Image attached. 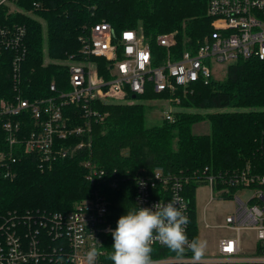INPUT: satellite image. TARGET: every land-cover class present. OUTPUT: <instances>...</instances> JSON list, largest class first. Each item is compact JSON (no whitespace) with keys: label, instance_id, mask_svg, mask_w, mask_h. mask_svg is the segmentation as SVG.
Wrapping results in <instances>:
<instances>
[{"label":"trees","instance_id":"obj_1","mask_svg":"<svg viewBox=\"0 0 264 264\" xmlns=\"http://www.w3.org/2000/svg\"><path fill=\"white\" fill-rule=\"evenodd\" d=\"M16 10H11V5ZM209 0H7L0 4V29L18 26L26 28V57L22 63L20 84L29 99L70 90L68 61L80 58V38L86 29L99 22L108 23L115 32V44L122 31L133 29L145 37L154 53L163 54L157 36L175 33L176 46L172 57L178 60L185 52H194L213 30L208 13ZM44 23V24H43ZM44 26L47 30L45 52ZM120 47V46H118ZM119 56L122 57L119 49ZM12 56H0V100L13 92ZM105 80L112 77L104 59H94ZM167 93L155 92L147 86L144 95L133 102L116 103L96 100L91 109L96 117H85L81 105H69L66 114H75L77 124L91 122V132L72 136L69 144L87 145L51 166L41 168L38 156L20 153L11 163L13 177L0 169V219L28 212L68 214L91 198L95 187L87 180V161L105 170L102 191L107 196L108 222L117 221L127 210L134 209L135 181L150 176L156 170L177 176L181 181L195 180L207 168L209 175L233 173L250 163L264 173V61H238L226 68L223 80L214 77L208 83L198 81L178 88L173 97L179 98L173 120L165 119L157 126H147V106L138 100H168ZM209 122V134L196 135L193 126ZM5 135L0 130V143ZM34 157V158H33ZM46 165V164H45ZM192 236L197 238V220L192 194ZM46 243L56 245L47 234ZM113 237L105 235L106 256L112 252ZM154 261L173 257H192L190 251L177 256L166 246H152ZM44 261L39 264H66ZM184 264V263H169ZM193 264V263H186Z\"/></svg>","mask_w":264,"mask_h":264},{"label":"built area","instance_id":"obj_2","mask_svg":"<svg viewBox=\"0 0 264 264\" xmlns=\"http://www.w3.org/2000/svg\"><path fill=\"white\" fill-rule=\"evenodd\" d=\"M209 16L212 32L194 52H185L178 60L172 57L176 46L175 33L157 36L156 43L163 54L154 53L145 37L138 31L126 29L121 32L118 44L116 34L105 22L90 25L87 35L80 38V58L70 57V90L57 92L55 84L50 86L51 95L45 98L29 99L24 96L20 84L22 63L26 57V28L0 29V56H12L13 94L0 100V130L5 135L0 143V169L6 177H13L11 163L16 155L38 156L41 168L53 165L67 158L87 143L82 141L65 147L72 136L91 132V122L77 124L75 114H66L67 107L79 104L83 115L96 117L90 105L96 100L116 103L133 102V96L144 95L151 84L157 93H167V102L179 104L173 97L178 88L214 77V65L229 66L240 60L264 61V0H209ZM120 46V47H118ZM119 49L122 57L119 56ZM94 59L106 61L105 71L112 77L105 80L99 73ZM173 111V110H172ZM170 111L166 119L173 120ZM46 164V165H45ZM87 180L95 187L91 198L81 203L68 214H42L28 212L25 215L8 216L0 219V264H39L49 261L66 264H81L90 247H97L103 254L96 264H103L106 256L105 235L117 226L108 222L110 204L102 191L105 184L116 187V182H106L105 170L94 167L90 161ZM2 173V172H0ZM206 168L192 190L191 178L181 181L177 176L166 175L156 170L150 176H141L135 181L134 209L152 208L158 202L168 203L174 195L180 197L188 217L186 234L192 236V194L196 210V190L199 185L210 186L214 200H232L234 212L222 223L211 224L204 215L205 228L226 229L237 236L220 238L217 252L204 256L200 264H264V173L250 163L233 173L209 175ZM178 186V187H177ZM197 237L199 224L197 219ZM254 232L255 242L244 248L240 234ZM48 235L56 245L46 243ZM161 246L155 242L152 246ZM193 263L192 257H173L155 261V264Z\"/></svg>","mask_w":264,"mask_h":264},{"label":"clouds","instance_id":"obj_3","mask_svg":"<svg viewBox=\"0 0 264 264\" xmlns=\"http://www.w3.org/2000/svg\"><path fill=\"white\" fill-rule=\"evenodd\" d=\"M185 207L180 197L174 195L166 204L160 201L152 208L127 210V214L118 219L116 229L109 230L114 243L108 259L112 264H155L152 245L159 242L177 256L190 251L193 264H200L207 243L198 237L189 240L186 234L189 221L183 211ZM102 254L97 247L92 246L85 253L81 264H96L97 257Z\"/></svg>","mask_w":264,"mask_h":264},{"label":"rangeland","instance_id":"obj_4","mask_svg":"<svg viewBox=\"0 0 264 264\" xmlns=\"http://www.w3.org/2000/svg\"><path fill=\"white\" fill-rule=\"evenodd\" d=\"M11 10H16L13 4ZM44 24V23H43ZM45 36V52L47 51V30L44 26ZM214 79L223 80L226 76V66L214 65ZM143 102L147 106V126H157L163 123L170 111L173 113L178 111L179 106L170 104L169 102L161 99H147L138 100ZM176 104V103H174ZM210 124L205 121L193 126V133L196 135L209 134ZM211 197L210 186L206 184L199 185L196 190V212L199 224V238L203 239L207 243L205 255H214L217 252V244L220 238L231 236H237L226 229L205 228L204 215L209 219L211 224L222 223L227 215L234 212V202L232 200H214L211 204H208ZM244 248H248L255 242V233L243 231L240 235Z\"/></svg>","mask_w":264,"mask_h":264},{"label":"crops","instance_id":"obj_5","mask_svg":"<svg viewBox=\"0 0 264 264\" xmlns=\"http://www.w3.org/2000/svg\"><path fill=\"white\" fill-rule=\"evenodd\" d=\"M5 1H7V0H0V4L3 3V2H5Z\"/></svg>","mask_w":264,"mask_h":264},{"label":"water","instance_id":"obj_6","mask_svg":"<svg viewBox=\"0 0 264 264\" xmlns=\"http://www.w3.org/2000/svg\"><path fill=\"white\" fill-rule=\"evenodd\" d=\"M133 99H136V96H133Z\"/></svg>","mask_w":264,"mask_h":264},{"label":"bare ground","instance_id":"obj_7","mask_svg":"<svg viewBox=\"0 0 264 264\" xmlns=\"http://www.w3.org/2000/svg\"><path fill=\"white\" fill-rule=\"evenodd\" d=\"M34 158V157H33Z\"/></svg>","mask_w":264,"mask_h":264}]
</instances>
